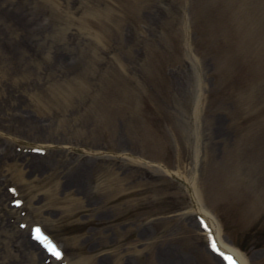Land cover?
I'll use <instances>...</instances> for the list:
<instances>
[{"label":"rangeland","instance_id":"374dc122","mask_svg":"<svg viewBox=\"0 0 264 264\" xmlns=\"http://www.w3.org/2000/svg\"><path fill=\"white\" fill-rule=\"evenodd\" d=\"M191 167L224 239L264 264V0H0V264H54L19 246L35 223L65 264H221Z\"/></svg>","mask_w":264,"mask_h":264},{"label":"bare ground","instance_id":"6f19581e","mask_svg":"<svg viewBox=\"0 0 264 264\" xmlns=\"http://www.w3.org/2000/svg\"><path fill=\"white\" fill-rule=\"evenodd\" d=\"M29 26V24H27L26 25V27H28ZM32 156V155H31ZM30 156V157H31ZM33 157L36 159V160H38L40 157H38L37 155H33ZM250 157L252 158L253 156H252V153H250ZM38 163V165H36V162L34 161L33 163L31 162V163H29V165L30 166H32L33 168H35L37 171H39L40 173H44L45 172V170H46V164L47 163H49L47 160H45V161H38L37 162ZM79 171L80 172H83L84 171V168L83 167H81V166H79ZM17 174H16V177L21 181L22 179L19 177L20 175H21V172L19 171V170H17ZM57 176H58V174H57ZM59 182H60V180H57L56 181V184H57V186H59ZM70 184H67L69 187H70V189H73V188H81V186H80V183H81V181H80V179H79V177L77 178V179H75V180H73V181H71V180H69L68 181ZM222 183H223V186H225V182H224V180L222 179ZM74 184H77V186L76 187H73V186H75ZM226 186H227V178H226ZM192 194H193V197H194V205H195V210H198V211H200V212H202V213H206V216L204 215V217L206 218V220L208 221V224H209V228H210V230L211 231H213L214 232V235H215V237H216V239H217V241L219 242V244H220V247L223 249V250H226V251H228V252H231V253H233V255L235 256V259L237 260V262H238V264H248L247 263V261H246V259L240 254V252L238 251V250H236L235 248H233L229 243H227V242H225L222 238H221V236H220V230H219V228L217 227V223H215L216 221H214V219H212L210 216H209V214H208V212H207V210L206 209H204L203 207H202V205H201V202H200V198H199V195H198V191H197V189L195 188V186H193L192 188ZM49 191V190H48ZM70 192H71V190H70ZM69 192V193H70ZM44 193H46V192H44ZM56 193V191H54V193L53 192H50L49 194L50 195H54ZM200 193V192H199ZM55 196H52V198H54ZM234 205H236V204H234ZM244 215H246V213H244ZM142 220V219H141ZM20 239H21V243H20V246L22 247V248H24L25 250H27V252L28 253H30L29 254V256L32 258V259H39L38 257H40V256H42L43 254H45V252H44V250L35 242V241H33V240H31V239H29L28 237L27 238H25L23 235L20 237ZM34 250V251H38V254L36 253H32L30 250ZM46 255V254H45ZM214 256V255H213ZM215 257V256H214ZM216 258V257H215ZM74 264H76V261L74 262ZM77 264H78V262H77Z\"/></svg>","mask_w":264,"mask_h":264},{"label":"snow or ice","instance_id":"6c2138e0","mask_svg":"<svg viewBox=\"0 0 264 264\" xmlns=\"http://www.w3.org/2000/svg\"><path fill=\"white\" fill-rule=\"evenodd\" d=\"M35 233L37 234L35 236L36 239L41 240L42 242H45V247H47L48 251L51 252L55 257L59 258L60 257V252L55 248L54 245H51L50 242H46L47 238L42 237L40 233V229H35ZM212 248L216 249V244L215 242L212 243ZM228 259L231 261V257H228ZM234 264V262H232Z\"/></svg>","mask_w":264,"mask_h":264}]
</instances>
